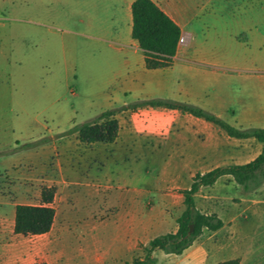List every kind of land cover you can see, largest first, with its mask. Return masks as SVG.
<instances>
[{"label":"crops","instance_id":"1","mask_svg":"<svg viewBox=\"0 0 264 264\" xmlns=\"http://www.w3.org/2000/svg\"><path fill=\"white\" fill-rule=\"evenodd\" d=\"M132 1L126 4L128 21L123 33L112 30L106 32L108 35L95 36L108 42L128 71L127 80L119 86L124 93L200 107L189 99H179L194 86L190 81L185 82V78L202 75L207 80L213 77L216 68H243L233 53L248 47L250 37L244 29L219 39L202 36L192 23L205 3L190 0H152L178 25L184 40L178 41L169 66L146 68L143 50L131 37ZM259 20L250 21L253 25L250 32H258ZM114 117L118 129L113 141L84 143L73 132L68 137L52 138L22 150L26 156L19 167L28 170L36 156L42 155V161L37 173L20 176L23 182L15 185L13 196L0 195V264H123L133 257L141 258L143 245L152 237L176 230V218L184 208L181 190L189 187L194 173L247 162L261 148L255 139L256 142L231 137L216 124L176 108L126 107L118 109ZM124 141L128 150L135 144L145 148L155 143L159 149L167 148L176 154L174 161L171 160L175 172L169 173L170 184L157 206L146 199L148 188L121 178L122 173L116 168L105 174L104 150L107 147L111 152L118 142ZM249 141L255 144L254 153L248 150ZM130 168L124 175L129 176ZM24 178L35 179L34 184L26 185ZM44 186L54 187L50 205L55 214L51 227L39 234L15 233V205L40 204ZM238 186L228 174L219 176L211 185L200 186L193 195L195 206L204 213H216L223 225L216 230L203 228L180 254L155 249L153 255L158 262L170 257L176 263L191 260L192 264H216L237 258L238 264H264V183L255 193L243 190L240 194L229 193L228 188ZM84 198L102 199L106 203L100 210L83 212L68 205Z\"/></svg>","mask_w":264,"mask_h":264},{"label":"rangeland","instance_id":"2","mask_svg":"<svg viewBox=\"0 0 264 264\" xmlns=\"http://www.w3.org/2000/svg\"><path fill=\"white\" fill-rule=\"evenodd\" d=\"M127 2L0 0V195L13 196L15 185L23 182L21 175L39 171L42 155L33 158L28 170L19 167L26 156L22 150L52 138L68 137L73 133L67 132L71 127L106 109L132 107L145 100L119 88L127 80L128 71L108 42L95 37L127 29ZM190 2L205 3L192 23L202 36L219 39L244 29L250 39L245 50L233 53L243 66L241 70L216 68L213 77L207 80L202 75L185 78V82L194 86L179 99L198 103L238 128L264 127V0ZM256 18L261 19L258 32L252 33L253 25L249 23ZM29 142L37 143L22 146ZM125 144L118 142L111 152L106 147L105 174L116 168L122 173L121 178L148 188L146 199L157 206L170 184L169 173L175 172L171 168L176 154L167 148L159 149L155 143L145 148L135 144L130 150ZM247 147L250 153L256 151L253 142L249 141ZM17 159L21 162H15ZM7 162L14 163L12 168ZM129 168V176L124 175ZM24 181L32 186L35 179ZM242 190L240 186L228 188L233 195ZM105 203L102 199L84 198L68 205L83 212L100 210ZM158 264L192 262L176 263L168 257Z\"/></svg>","mask_w":264,"mask_h":264},{"label":"trees","instance_id":"3","mask_svg":"<svg viewBox=\"0 0 264 264\" xmlns=\"http://www.w3.org/2000/svg\"><path fill=\"white\" fill-rule=\"evenodd\" d=\"M131 37L143 50L146 68L166 67L170 65L176 51L180 29L154 1L133 0L131 3ZM144 105L176 108L204 118L219 126L231 137L255 139L261 144V148L247 162L231 163L194 173L189 187L181 190L184 208L176 218V230L152 237L143 245V257H133L123 264H158V258L153 255L155 249H160L165 253L180 254L201 233L203 228L216 230L223 225L216 213H204L195 206L193 195L200 186L211 185L219 176L225 174L231 175L234 182L245 192L253 191L264 183V127L238 128L198 106L179 101L145 99L132 107ZM116 111L117 109H106L93 119L71 127L67 132H77L79 140L84 143L113 141L118 129V123L114 117ZM35 143L37 142L24 143L22 146L30 147ZM53 194V186H44L41 188L40 204H16L14 232L25 235L48 231L55 214L54 207L50 205ZM190 226H192L191 229ZM216 264H238V259H227Z\"/></svg>","mask_w":264,"mask_h":264},{"label":"built area","instance_id":"4","mask_svg":"<svg viewBox=\"0 0 264 264\" xmlns=\"http://www.w3.org/2000/svg\"><path fill=\"white\" fill-rule=\"evenodd\" d=\"M183 40H184V37L183 36H181V37H179V42H183Z\"/></svg>","mask_w":264,"mask_h":264},{"label":"water","instance_id":"5","mask_svg":"<svg viewBox=\"0 0 264 264\" xmlns=\"http://www.w3.org/2000/svg\"><path fill=\"white\" fill-rule=\"evenodd\" d=\"M192 228V226H190V229Z\"/></svg>","mask_w":264,"mask_h":264}]
</instances>
